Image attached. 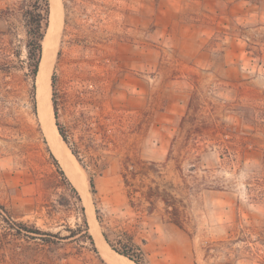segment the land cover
Returning a JSON list of instances; mask_svg holds the SVG:
<instances>
[{
    "label": "rangeland",
    "instance_id": "obj_1",
    "mask_svg": "<svg viewBox=\"0 0 264 264\" xmlns=\"http://www.w3.org/2000/svg\"><path fill=\"white\" fill-rule=\"evenodd\" d=\"M11 1L0 0V10ZM57 1V24L52 31L48 25L45 35L52 44L51 99L64 26L63 1ZM94 8L120 35L106 48L118 59L113 75L119 78V105L140 126L139 155L158 163V172L144 166L146 181L154 179L182 199L186 229L167 221L161 201L149 212V202L132 190L139 189V181L126 187L118 162L94 177L92 192L89 173L73 157L104 243L114 251L104 232L113 240L125 231L133 234L145 264H264V199L251 201L246 188L251 175L264 171V0H217L215 8L212 0H104ZM6 26L0 19V30ZM38 85L36 80L37 101ZM194 95L200 121L206 118L213 126L189 135L190 124L180 123ZM240 106L246 107L247 123L237 112ZM146 112L152 123L145 134ZM20 113L21 134L12 136L0 125V264H111L98 247L105 263L84 249L86 243L52 237L51 244L35 232L65 237L81 219L60 205L48 215L60 189L44 163L45 146L34 149L27 138V124L40 122L50 149L76 183L55 153L40 113L35 116L26 105ZM208 242L217 259H205Z\"/></svg>",
    "mask_w": 264,
    "mask_h": 264
},
{
    "label": "trees",
    "instance_id": "obj_2",
    "mask_svg": "<svg viewBox=\"0 0 264 264\" xmlns=\"http://www.w3.org/2000/svg\"><path fill=\"white\" fill-rule=\"evenodd\" d=\"M62 1L64 26L51 75L52 106L58 133L78 163L89 173L92 192H95L94 177L105 174L114 162H118L126 187L130 188L139 181V189L132 190L140 191L149 202L148 211L152 212L154 205L161 201L167 221L186 230L182 199L154 179L146 181L149 173L143 169L144 166L150 164L149 169L158 172V163L141 158L136 148L140 126L130 121V116L119 105V78L113 75L118 59L109 55L106 47L114 39L121 40L120 35L106 27L101 11L91 9L92 5H102L104 0ZM0 12V19L7 25L5 30H0V125L8 127L9 134L13 136L21 134L22 106L26 105L35 116L38 114L36 80L43 58L51 4L50 0H12ZM195 97L192 96L180 123V127L190 124L186 130L189 135L206 133L213 126L205 117L200 121L201 111ZM243 110H246L245 106L237 108L239 116L247 123L250 118L242 113ZM146 116L145 134L152 123L148 112ZM36 124V127L27 124V138L34 149L42 144L45 146L44 163L50 169L49 177L55 188L60 189V192L56 191L57 198L48 215H54L60 205L67 213L77 212L81 222L70 228V234L65 237H61L60 232L42 229H35V232L51 244L56 242L52 237H72L86 243L84 249L91 250L105 263L89 231L81 195L50 149L40 122ZM246 188L251 201L263 200L264 171L251 175ZM27 231L32 232L30 229ZM104 237L115 251L135 263L145 264L144 252L133 234L125 231L120 239L113 240L104 232ZM213 245L208 242L204 247L206 260L219 256L211 253Z\"/></svg>",
    "mask_w": 264,
    "mask_h": 264
},
{
    "label": "bare ground",
    "instance_id": "obj_3",
    "mask_svg": "<svg viewBox=\"0 0 264 264\" xmlns=\"http://www.w3.org/2000/svg\"><path fill=\"white\" fill-rule=\"evenodd\" d=\"M51 1V22L49 24V31H52L54 28L53 26L57 23L56 19L59 13L58 12V6L57 0H50ZM61 10V9H60ZM60 20V19H58ZM59 22V21H58ZM50 33V32H49ZM51 40L47 39L45 37L44 40V48H43V58L40 65L38 77H37V83L38 85V112L40 113L42 119L44 120L45 127L48 128L50 139L52 140L53 148L55 153L60 158L61 162L65 166V168L72 173L73 178L75 175L80 176V172L78 173L75 170V163L73 165V155L66 145V143L62 140L60 134L58 133V129L55 124V117L53 112V106H52V99H51V87H49L48 83V76L47 71L49 69V60H50V54L51 52ZM50 70V69H49ZM50 72V71H49ZM50 76V75H49ZM39 78V79H38ZM69 172V173H70ZM81 178V176H80ZM85 191L86 197H89V193L86 190V187L84 185L83 180L81 179ZM76 183V182H75ZM77 184H80L79 182ZM76 185V184H75ZM79 187V185H78ZM80 194L83 193V191L79 187ZM92 206L89 204V210H88V221L90 226V231L94 234V239L96 240V244L98 249L100 250L101 254L105 257L107 261H109L111 264H137L130 258L126 257L125 255H122L116 251H111L108 246L104 243L102 235L95 229V222H94V216L92 212Z\"/></svg>",
    "mask_w": 264,
    "mask_h": 264
},
{
    "label": "water",
    "instance_id": "obj_4",
    "mask_svg": "<svg viewBox=\"0 0 264 264\" xmlns=\"http://www.w3.org/2000/svg\"><path fill=\"white\" fill-rule=\"evenodd\" d=\"M37 110H38V108H37ZM38 115H39V113H38ZM63 140V139H62ZM74 179V181L76 182V184L79 182L80 184H77V185H79V187H80V189L83 191V193H81L80 195H81V198H82V202H84V207H85V211H87V213H88V210H89V203H92V201H91V198H90V195H89V197L87 196L86 197V195H85V191H84V187H83V183H82V181H81V179H80V177H79V175H75V177L73 178ZM103 236H104V234H103ZM104 239H105V237H104ZM105 241H106V239H105ZM107 242V241H106ZM115 251V250H114ZM117 252V251H116ZM132 260V259H131Z\"/></svg>",
    "mask_w": 264,
    "mask_h": 264
},
{
    "label": "crops",
    "instance_id": "obj_5",
    "mask_svg": "<svg viewBox=\"0 0 264 264\" xmlns=\"http://www.w3.org/2000/svg\"><path fill=\"white\" fill-rule=\"evenodd\" d=\"M213 2H214V8H215V6H216V4H217V0H212ZM206 7L208 8V5H206ZM188 52V51H187ZM186 52V53H187Z\"/></svg>",
    "mask_w": 264,
    "mask_h": 264
}]
</instances>
